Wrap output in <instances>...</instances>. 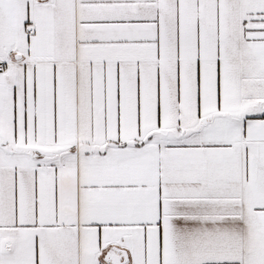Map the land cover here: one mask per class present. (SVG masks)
Wrapping results in <instances>:
<instances>
[{
  "label": "snow or ice",
  "instance_id": "1",
  "mask_svg": "<svg viewBox=\"0 0 264 264\" xmlns=\"http://www.w3.org/2000/svg\"><path fill=\"white\" fill-rule=\"evenodd\" d=\"M0 264H264V0H0Z\"/></svg>",
  "mask_w": 264,
  "mask_h": 264
}]
</instances>
